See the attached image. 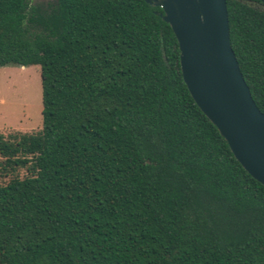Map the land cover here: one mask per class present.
Here are the masks:
<instances>
[{
    "label": "trees",
    "instance_id": "obj_1",
    "mask_svg": "<svg viewBox=\"0 0 264 264\" xmlns=\"http://www.w3.org/2000/svg\"><path fill=\"white\" fill-rule=\"evenodd\" d=\"M264 113V3L226 0ZM145 0H0V66L40 67L42 125L0 133V264H264V185L192 98Z\"/></svg>",
    "mask_w": 264,
    "mask_h": 264
},
{
    "label": "water",
    "instance_id": "obj_2",
    "mask_svg": "<svg viewBox=\"0 0 264 264\" xmlns=\"http://www.w3.org/2000/svg\"><path fill=\"white\" fill-rule=\"evenodd\" d=\"M177 39L182 78L242 167L264 185V113L229 42L226 0H145ZM264 3V0H260Z\"/></svg>",
    "mask_w": 264,
    "mask_h": 264
},
{
    "label": "rangeland",
    "instance_id": "obj_3",
    "mask_svg": "<svg viewBox=\"0 0 264 264\" xmlns=\"http://www.w3.org/2000/svg\"><path fill=\"white\" fill-rule=\"evenodd\" d=\"M41 110L39 65L0 66V133L39 130Z\"/></svg>",
    "mask_w": 264,
    "mask_h": 264
}]
</instances>
